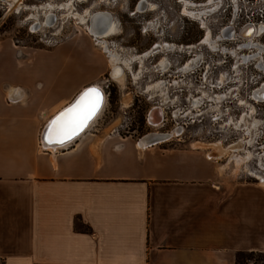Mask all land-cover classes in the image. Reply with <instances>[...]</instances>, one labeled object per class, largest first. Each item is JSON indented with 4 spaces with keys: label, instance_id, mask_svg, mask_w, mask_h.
Instances as JSON below:
<instances>
[{
    "label": "crops",
    "instance_id": "0c3cea01",
    "mask_svg": "<svg viewBox=\"0 0 264 264\" xmlns=\"http://www.w3.org/2000/svg\"><path fill=\"white\" fill-rule=\"evenodd\" d=\"M105 71L83 35L51 50L0 41L4 264H235L238 252L264 253V184L226 177L214 151L135 139L109 100L79 137L45 145L48 123L85 87L106 96ZM128 82L109 80L118 111Z\"/></svg>",
    "mask_w": 264,
    "mask_h": 264
},
{
    "label": "rangeland",
    "instance_id": "374dc122",
    "mask_svg": "<svg viewBox=\"0 0 264 264\" xmlns=\"http://www.w3.org/2000/svg\"><path fill=\"white\" fill-rule=\"evenodd\" d=\"M139 1L21 0L10 11L0 1V41L51 50L75 37L91 38L88 16L110 13L117 34L105 41L121 61L129 62V67L122 65L121 79L113 78L102 43L91 40L106 70L100 80L129 79L122 111L116 108L113 84L105 97L112 116H122L125 133L135 139L170 133L165 145L214 151L211 156L226 177L264 184V98L253 99L264 86V50L257 49L264 46V18L259 14L263 1L243 10L222 0L216 12L209 5L212 0H189L197 6L185 13L180 0H147L152 7L135 14ZM49 13L53 23L47 25ZM225 28L232 37L219 40ZM206 34L209 44L201 43ZM187 63L192 64L183 70Z\"/></svg>",
    "mask_w": 264,
    "mask_h": 264
},
{
    "label": "bare ground",
    "instance_id": "6f19581e",
    "mask_svg": "<svg viewBox=\"0 0 264 264\" xmlns=\"http://www.w3.org/2000/svg\"><path fill=\"white\" fill-rule=\"evenodd\" d=\"M2 1H7V7H8L9 11L12 10V9L18 8V6L21 3V0H2ZM76 1H80L81 2V1H85V0H76ZM180 2H182L184 4V6L183 5L182 6L184 7L183 10H184L185 13H189L187 7H190V6H195L196 7L197 6L196 4L194 5L189 0H180ZM69 3L70 2H68L66 4L67 7L69 5V6H71L70 8H73L74 5L73 4H69ZM48 6H50V5H48ZM147 7H152V5H149L146 0H141V2L137 6L136 12H144L145 8H147ZM149 10H151V9H149ZM200 15H201V13H200ZM76 17L78 18L79 21L84 22L83 18L80 15L75 14V18ZM110 20H111V14L108 13V12H97V13H95L94 14V18L92 19V21L87 26V31H88L89 35L92 36L95 39L96 37L103 36L104 34H106V32H107V30L109 29V26H110ZM45 23L47 25L53 23L51 15L49 16L48 20ZM115 30H116V25L114 24L111 27V29H109L107 35L114 33ZM227 30H228V28H225L222 31L221 35L218 36L219 40H225V39H227V37H232V34L229 35V32H227ZM256 30H257L256 32H258V34H260L261 28L256 29ZM208 35H207V38L205 40H203L201 43L210 42V39L208 38ZM102 43H103V45L101 46L102 47L101 50H103L104 53H108L109 54L110 58H109L108 62L111 64V67L114 69V72L112 73L113 78H118V79L122 78L121 77L122 76L121 75V73H122L121 70L117 69L116 65H114L117 62V57L115 55L112 56L111 54L114 53V52L113 51L112 52L109 51L107 49V47H106V44H104V42H102ZM257 49L259 51H262V50H264V46H259ZM125 64H128L127 66L129 67V62H126ZM191 64L192 63H187L184 66L183 70L188 69ZM89 89H95L96 92L99 94L98 106L96 107V109L93 112V114L91 115V117L85 122V124L83 125V127L79 131H77L71 137L64 138V139L61 140L59 138V130L61 128V125L64 122H66L67 120H69L76 113V111H78L79 107H82V106H84V105L89 103L91 98L90 97H84V94ZM80 94L81 95L79 96V98H77V101L75 102V104L71 108H69L66 111H64L61 115H59L55 119V121L52 123L51 128H49V130L46 133L47 140H45V142H44L45 145H50V146H55L56 147V146H62L64 144H66V143L69 144V141L73 140L74 138L76 139V137H79V135H81V133L83 131H85V127L89 123H91L93 120H95V118H97L99 116V114L103 111V108H104V105H105V100H106L105 97L106 96L102 94V90H101L100 86H98L97 84L96 85H89V86L85 87L81 91ZM261 94H264V86H262L261 90L258 91V94H257L258 97L254 96L255 94L253 95V99H255V100L258 99L259 100L262 97L264 98V96H260ZM82 97H84V98L82 99ZM149 122H150V120H149ZM169 137H171V135L167 134V133L166 134L149 133V134L143 136L141 138V141L145 142V143L159 142V141L163 142V141H167Z\"/></svg>",
    "mask_w": 264,
    "mask_h": 264
},
{
    "label": "snow or ice",
    "instance_id": "6c2138e0",
    "mask_svg": "<svg viewBox=\"0 0 264 264\" xmlns=\"http://www.w3.org/2000/svg\"><path fill=\"white\" fill-rule=\"evenodd\" d=\"M84 97H90L88 104L79 107L78 111L66 122L61 125L59 130V138L62 140L64 138L71 137L77 131H79L85 122L91 117L99 102V94L95 89H89ZM82 97V99L84 98Z\"/></svg>",
    "mask_w": 264,
    "mask_h": 264
},
{
    "label": "flooded vegetation",
    "instance_id": "af4514ba",
    "mask_svg": "<svg viewBox=\"0 0 264 264\" xmlns=\"http://www.w3.org/2000/svg\"><path fill=\"white\" fill-rule=\"evenodd\" d=\"M0 1H2V0H0ZM147 1V0H146ZM2 2H4V3H6L7 4V1H2ZM141 2V0L138 2V4ZM138 4H137V6H138ZM137 6H136V8H135V11H134V13L136 14V13H142V12H136V9H137ZM146 9V8H145ZM151 9V8H150ZM145 11V10H144ZM96 13V12H95ZM95 13H92V14H90L89 16H88V19L86 20V24L88 25L91 21H92V19L94 18V14ZM50 15H52L51 13H49V14H47L46 15V21L48 20V18H49V16ZM40 24V23H39ZM116 25V22H115V19H114V17L111 15V20H110V26H109V29H111V27L113 26V25ZM109 29L107 30V32H106V34H104L103 36H99V37H96L95 39L92 37V36H90L91 38H92V40L93 41H95V43L96 42H98V44L99 43H102V42H104V44H106V47H107V49L109 50V51H113L112 49H110L109 48V46H108V42H106L105 41V39H108V38H110V37H114L116 34H117V26H116V30H115V32L114 33H112V34H108L107 35V33H108V31H109ZM101 45H103V43L101 44ZM154 49H156V48H154ZM152 50V52H154V53H156L157 51H155V50ZM114 52V51H113ZM115 53V52H114ZM112 53L111 55L113 56V55H115L116 57H117V62L114 64V65H116V68L117 69H119V70H121V77H123V69H122V65H124V66H126V67H128L127 65L128 64H125L126 62H124V61H121L120 60V58H119V56H118V54L117 53ZM107 54V58H108V61H109V54L108 53H106ZM161 65L163 66V68H164V63L163 62H161ZM112 68V67H111ZM112 71L114 72V69L112 68ZM114 79H118V78H114ZM119 79H121V78H119ZM184 107H186V105H184ZM155 133H158V132H155ZM158 134H164V133H158ZM167 134H170V133H167ZM171 135V134H170Z\"/></svg>",
    "mask_w": 264,
    "mask_h": 264
},
{
    "label": "built area",
    "instance_id": "2783aa9c",
    "mask_svg": "<svg viewBox=\"0 0 264 264\" xmlns=\"http://www.w3.org/2000/svg\"><path fill=\"white\" fill-rule=\"evenodd\" d=\"M261 1H263V2H262L261 9L259 11V14H260V18H264V0H261ZM207 2L208 1L206 0L205 2H202V3H207ZM256 3H257L256 0H233V1L231 0V4L232 5L238 6V4H240L241 6H243V10L246 7L254 6ZM209 5L212 6V7L217 8L216 12L219 11L221 9V7L223 6L222 0H212V2ZM239 12L241 13V11H239ZM219 83L220 82H217V84H219ZM109 85H110L109 80H106L103 83V86L105 87L104 91L106 92V95L108 93L107 91H108ZM249 264H252V262H249Z\"/></svg>",
    "mask_w": 264,
    "mask_h": 264
},
{
    "label": "trees",
    "instance_id": "16d2710c",
    "mask_svg": "<svg viewBox=\"0 0 264 264\" xmlns=\"http://www.w3.org/2000/svg\"><path fill=\"white\" fill-rule=\"evenodd\" d=\"M264 264V253L259 252H238L235 255V264ZM0 264H4V261L0 259Z\"/></svg>",
    "mask_w": 264,
    "mask_h": 264
},
{
    "label": "water",
    "instance_id": "95a60500",
    "mask_svg": "<svg viewBox=\"0 0 264 264\" xmlns=\"http://www.w3.org/2000/svg\"><path fill=\"white\" fill-rule=\"evenodd\" d=\"M103 94V93H102ZM81 95V94H80ZM79 95V96H80ZM79 96L77 97V98H79ZM77 98H76V100L71 104V105H69L68 107H66L64 110H62L60 113H58L49 123H48V125H47V127H46V129L44 130V133H43V135H42V140H43V142H45V140H47V136H46V133H47V131L49 130V128H51V125H52V123L55 121V119L59 116V115H61L64 111H66L67 109H69V108H71L74 104H75V102L77 101Z\"/></svg>",
    "mask_w": 264,
    "mask_h": 264
}]
</instances>
